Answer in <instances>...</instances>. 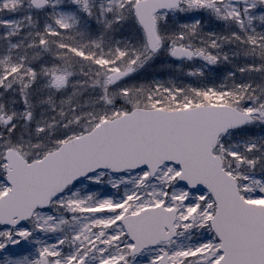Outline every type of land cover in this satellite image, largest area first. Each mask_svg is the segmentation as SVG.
Wrapping results in <instances>:
<instances>
[{
  "label": "snow or ice",
  "instance_id": "obj_1",
  "mask_svg": "<svg viewBox=\"0 0 264 264\" xmlns=\"http://www.w3.org/2000/svg\"><path fill=\"white\" fill-rule=\"evenodd\" d=\"M0 264H264V0H0Z\"/></svg>",
  "mask_w": 264,
  "mask_h": 264
}]
</instances>
